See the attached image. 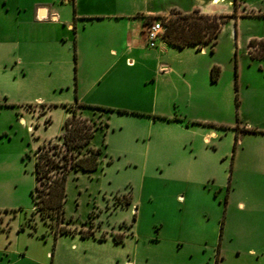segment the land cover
<instances>
[{"label":"rangeland","instance_id":"1","mask_svg":"<svg viewBox=\"0 0 264 264\" xmlns=\"http://www.w3.org/2000/svg\"><path fill=\"white\" fill-rule=\"evenodd\" d=\"M213 1L117 0V3L122 9L138 8L143 12L190 11L194 7L208 12L234 11L233 0ZM64 4L72 7V2ZM236 13L237 17H228L215 46L206 44L205 51L195 46L179 48L171 43L162 46L170 52L161 61L169 62L181 72L171 76L174 83L166 90L185 94L187 80L203 95V101L190 104L174 103L169 97L155 101L156 85L150 75L158 59L148 54L142 70L128 67L117 74L116 92L111 91L106 82L96 87H91L92 84L77 87L74 47L70 62L55 68L40 65L25 70L15 61L0 62V264H130V260L135 264L215 263L217 245H147L142 242L131 245L116 244L112 239L114 233L130 228L136 213L132 211L133 204L142 209L139 230L145 238L162 223L174 226L177 218L173 216L183 208L169 198L176 187L162 179L168 171L166 153L179 145L173 137L177 130L160 124L157 118L161 114L156 109H171L180 114L186 124L197 122L222 128L224 147L229 142L224 127L237 126L246 119H261L264 58L250 54L263 45H252L250 39H264V0H238ZM158 19H161L158 15L147 16L146 26ZM157 48L148 46L145 34L142 36L141 52ZM212 61L221 67L222 77L214 83L209 77L205 85L201 81L205 66ZM194 69L199 70L196 75ZM184 70L191 74L185 76ZM146 72L150 76L148 82L144 80ZM161 89L164 91L165 86ZM106 94L113 96L111 104L96 101ZM76 99L112 107L113 112L106 135L107 146H104L102 132H96L92 139L94 146L104 150L100 168L92 173L79 170L68 177L65 211L66 217L71 219L72 231L56 236L50 220L46 221L39 210L33 214L36 152L50 140L62 141L58 137L68 117L67 106ZM88 111L91 117L99 119V110L90 108ZM21 117H25L26 122L21 121ZM187 141L189 148L192 142ZM255 193H258L256 188ZM169 212L172 213L168 215ZM249 221L250 225L260 226L264 244V218L261 220L254 215ZM89 231L94 234L83 236V232ZM103 234L105 239L100 238Z\"/></svg>","mask_w":264,"mask_h":264},{"label":"crops","instance_id":"2","mask_svg":"<svg viewBox=\"0 0 264 264\" xmlns=\"http://www.w3.org/2000/svg\"><path fill=\"white\" fill-rule=\"evenodd\" d=\"M70 2L72 7L64 4ZM194 8L215 13L202 7ZM168 13L122 9L117 0H0V62L15 61L25 70L40 65L55 68L70 62L69 55L74 47L77 87L87 84L96 87L106 82L110 90L116 92L117 74L128 67L142 70L148 54L158 59L150 75L156 85L154 99L157 103L161 97H169L171 102L181 105L203 101L202 93L186 79L187 93L166 90L174 83L171 76L181 74L169 62L161 61L170 52L162 46H169L170 42L161 39L156 46L159 48L154 51L143 53L139 50L140 40L146 34V17ZM190 46L194 45L187 47ZM214 64L212 61L205 66L201 80L205 85L209 77L211 79ZM198 72L194 69L193 74ZM187 73L189 70H184L185 76ZM148 75V72L144 75L146 82ZM221 77L222 70L218 81ZM112 97L106 94L96 101L111 104ZM155 111L161 114L157 118L160 124L177 130L173 137L179 145L166 153L168 171L162 179L176 187L169 198L183 208L173 216L177 218L174 226L162 223L145 238L139 230L142 209L133 204L135 218L130 228L123 230L124 241L112 240L116 244L131 245L141 242L147 245H217L214 264H264L260 226L250 225L249 221L254 215L261 220L264 218V105L259 121L246 119L237 125L238 129L233 125L224 127L229 140L227 147L222 142V128L202 126L197 122L186 124L183 119H177L180 114L171 109ZM70 112L67 106L68 115ZM112 112L103 114L104 126L97 131L104 135V146H107ZM83 114L91 117L88 109H83ZM20 120L26 122L25 117ZM187 139L192 142L189 148ZM129 263L135 264L133 260Z\"/></svg>","mask_w":264,"mask_h":264},{"label":"trees","instance_id":"3","mask_svg":"<svg viewBox=\"0 0 264 264\" xmlns=\"http://www.w3.org/2000/svg\"><path fill=\"white\" fill-rule=\"evenodd\" d=\"M233 4L234 11L232 13H207L200 8H194L191 11L172 9L168 14H162L165 16L158 15L166 26L164 39L179 48L194 45L202 49L206 44L215 46L218 36L228 22V17L239 15L236 13L238 0H233ZM250 43L263 45V48L257 52L251 50V55L264 58V39L252 38ZM211 49L214 51V47ZM75 60H77L76 53ZM220 73L221 67L214 64L211 69V80L218 81ZM237 76L238 71L236 70ZM237 102H239L238 97ZM68 108L71 112L65 120L64 130L60 135L62 141L50 140L48 143L42 144L36 152L37 184L32 190L36 203L33 214L39 210L46 221L50 220L56 236L72 231L69 226L71 219L66 217L65 211L68 177L79 170L92 173L100 168L104 150L101 146L92 145L91 141L96 132L104 126L103 114L113 110L109 106L90 104L79 99H76L73 105H68ZM90 108L99 110V119L83 114V109ZM119 111H124V109H119ZM106 124L108 123L106 122ZM103 143L105 144V140ZM237 143L238 134L235 148ZM91 234L94 233L92 231L83 232V236ZM100 238L105 239L106 235L103 234ZM113 238L115 242H123L125 233H114Z\"/></svg>","mask_w":264,"mask_h":264},{"label":"built area","instance_id":"4","mask_svg":"<svg viewBox=\"0 0 264 264\" xmlns=\"http://www.w3.org/2000/svg\"><path fill=\"white\" fill-rule=\"evenodd\" d=\"M166 26L162 19L155 20L146 26V43L148 46L156 47L161 39H164Z\"/></svg>","mask_w":264,"mask_h":264},{"label":"bare ground","instance_id":"5","mask_svg":"<svg viewBox=\"0 0 264 264\" xmlns=\"http://www.w3.org/2000/svg\"><path fill=\"white\" fill-rule=\"evenodd\" d=\"M216 0H214V2H215Z\"/></svg>","mask_w":264,"mask_h":264}]
</instances>
